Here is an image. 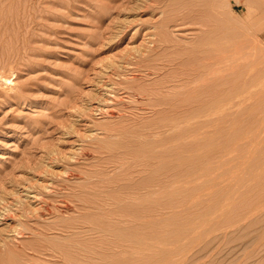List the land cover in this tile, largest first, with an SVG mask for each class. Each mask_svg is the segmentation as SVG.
<instances>
[{
  "label": "rangeland",
  "instance_id": "rangeland-1",
  "mask_svg": "<svg viewBox=\"0 0 264 264\" xmlns=\"http://www.w3.org/2000/svg\"><path fill=\"white\" fill-rule=\"evenodd\" d=\"M168 3L0 0V264H264V0Z\"/></svg>",
  "mask_w": 264,
  "mask_h": 264
},
{
  "label": "bare ground",
  "instance_id": "bare-ground-1",
  "mask_svg": "<svg viewBox=\"0 0 264 264\" xmlns=\"http://www.w3.org/2000/svg\"><path fill=\"white\" fill-rule=\"evenodd\" d=\"M163 1H168V7H169V10L165 11V16L163 17V24H162V28H160V33H155V37L157 36L156 39V46L154 47V49L156 48H159L161 47L162 49H164V52L165 51H168V49L171 47V40L168 38V36H166L167 34L165 35H162L165 33V30H168L170 27H179V26H184V25H187V24H198L200 25L201 27V30H202V38H200L201 40H199V43L195 46L196 48H191V52L189 51V53H192L194 52L195 55H199L202 59L203 58H215L216 60H214L215 62H218V64H222L220 60H217L218 59H222V0H163ZM160 3V2H159ZM162 4V3H161ZM167 4V3H166ZM188 27V26H187ZM193 27V26H192ZM189 28V27H188ZM161 31H163L164 33H161ZM159 32V31H158ZM167 32V31H166ZM170 34V33H169ZM200 35V34H199ZM170 36V35H169ZM154 39V40H155ZM197 39V38H196ZM196 41V40H195ZM195 43V42H194ZM161 44V45H159ZM190 47V46H189ZM188 48V47H187ZM154 51V50H152ZM158 51V49H157ZM170 51V50H169ZM188 51V50H187ZM186 51V53H187ZM153 53V52H152ZM180 54H182L180 51H179ZM185 53V54H186ZM188 53V54H189ZM225 53V52H224ZM223 53V54H224ZM155 54V53H154ZM162 54V53H161ZM184 54V55H185ZM187 54V55H188ZM193 54V53H192ZM189 56V55H188ZM193 56V55H192ZM190 56V57H192ZM197 57V56H196ZM194 58V57H193ZM199 59V58H198ZM213 60V59H212ZM195 61V60H194ZM193 61V62H194ZM197 61V60H196ZM209 61V60H207ZM220 62V63H219ZM207 63V62H206ZM211 64V63H210ZM197 65V64H196ZM217 65V64H216ZM211 66V65H210ZM220 66V65H218ZM236 66V65H235ZM198 67V66H197ZM202 67V65H201ZM200 67V68H201ZM234 67V66H233ZM208 68V67H207ZM209 70V69H208ZM218 73V72H217ZM219 74V73H218ZM206 75V74H204ZM210 75V73H209ZM217 75H215L216 77ZM222 76V75H221ZM205 77V76H204ZM221 79V78H220ZM258 80V79H257ZM256 80V82H257ZM222 81V80H221ZM220 82V81H219ZM218 82V83H219ZM254 85V84H253ZM222 86V85H221ZM220 86V88H221ZM258 86V85H257ZM254 87V86H253ZM252 87V88H253ZM263 87V86H262ZM257 89V88H256ZM237 90V89H236ZM244 90V89H242ZM248 90V89H247ZM250 90V89H249ZM255 91V90H254ZM259 93V92H258ZM240 94V93H239ZM248 94V93H247ZM205 95V94H203ZM236 95V94H235ZM253 95H254V92H253ZM262 95V94H261ZM202 97V96H201ZM233 97V96H232ZM238 97V96H237ZM242 97V96H241ZM256 97V96H255ZM203 98V97H202ZM243 98V97H242ZM235 99V98H234ZM196 100V99H195ZM200 100V99H199ZM206 100V99H205ZM239 101V100H238ZM242 101V100H241ZM246 101V100H245ZM205 102V101H204ZM240 102V101H239ZM261 102V101H260ZM259 102V103H260ZM200 103V102H199ZM202 103V102H201ZM245 103V102H244ZM257 104V103H256ZM200 106V105H199ZM206 106V105H205ZM253 106V105H252ZM255 106V105H254ZM253 106V107H254ZM207 107V106H206ZM217 110V109H215ZM259 114V113H258ZM263 114V113H262ZM261 114V115H262ZM257 115V114H256ZM194 116V115H193ZM258 118V117H256ZM263 118V117H262ZM116 134V133H115ZM122 134V133H121ZM125 134V133H124ZM125 136V135H124ZM131 137V136H129ZM251 137V136H250ZM128 138V137H126ZM174 138V137H173ZM131 139V138H130ZM120 140V139H118ZM123 141V140H121ZM171 141V140H170ZM162 142V141H161ZM169 142V141H168ZM134 143V142H133ZM137 143V142H136ZM167 143V142H166ZM171 143V142H170ZM173 143V142H172ZM146 144V143H145ZM122 145V144H121ZM120 145V146H121ZM135 145V144H134ZM161 145V143H160ZM177 145V144H176ZM124 146V145H123ZM132 146V145H131ZM159 146V145H158ZM157 146V147H158ZM166 146V145H165ZM119 147V146H118ZM142 147V146H141ZM160 147V146H159ZM164 147V146H162ZM161 147V149H162ZM132 148V147H131ZM167 148V147H166ZM114 149H115V146H114ZM117 149V148H116ZM129 149V148H128ZM157 149V148H156ZM171 149V148H170ZM175 149V148H174ZM173 149V150H174ZM189 149V148H188ZM105 151V150H104ZM148 151V150H147ZM178 151V149H177ZM117 152V151H116ZM140 152V151H139ZM187 152V150H186ZM105 153V152H104ZM132 153V152H131ZM151 153V152H150ZM161 153V151H160ZM174 153V152H173ZM183 153V152H182ZM191 153V152H190ZM189 153V154H190ZM128 156H130L129 154H127ZM136 155V154H134ZM156 155V153H155ZM172 155V154H171ZM126 156V155H125ZM126 156V157H128ZM137 156H140V155H137ZM250 156V155H249ZM142 157V156H141ZM167 157V156H166ZM138 158V157H137ZM154 158V157H153ZM172 158V157H171ZM189 158V157H188ZM246 159V158H245ZM130 160V159H129ZM137 160V159H136ZM131 161V160H130ZM159 161V160H158ZM157 162V161H156ZM113 163V162H111ZM144 163V162H143ZM220 163V162H219ZM248 163V162H247ZM119 164V163H118ZM172 164V163H171ZM222 164V163H221ZM139 165V164H138ZM148 165V164H147ZM132 166V165H131ZM137 166V165H136ZM135 166V167H136ZM155 166V165H154ZM141 167V166H140ZM144 167V166H143ZM148 167V166H147ZM174 167V166H173ZM232 167V166H231ZM142 169V168H141ZM174 169V168H173ZM155 170V169H154ZM156 171V170H155ZM165 171V170H164ZM221 171V170H220ZM224 171V170H223ZM172 172V171H171ZM250 172V171H249ZM248 172V173H249ZM241 173V172H240ZM251 173V172H250ZM124 174V173H123ZM173 174V173H172ZM127 175V174H125ZM157 175V174H156ZM166 175H167V172H166ZM248 175V174H247ZM132 176V175H130ZM155 176V175H154ZM211 176V175H210ZM255 176V175H254ZM207 177V176H206ZM247 178V177H246ZM249 178V177H248ZM158 179V178H157ZM161 179V178H160ZM211 179V178H209ZM127 180V179H126ZM163 180V179H162ZM209 181V180H208ZM99 182V181H98ZM131 182V180H130ZM156 182V181H155ZM122 183V182H121ZM126 183V182H125ZM137 183V182H136ZM147 184V183H146ZM110 185V184H109ZM148 185V184H147ZM131 186V185H129ZM82 187H85V186H81L80 188ZM94 187V186H93ZM140 187V186H139ZM142 187V186H141ZM114 188V187H113ZM136 188V187H135ZM144 188V187H143ZM154 188V187H153ZM170 188V187H169ZM126 189V188H125ZM148 189V188H147ZM151 189V188H149ZM82 190V189H81ZM80 190V191H81ZM87 190V189H86ZM91 192L92 189H90ZM99 190V189H98ZM121 190V189H120ZM129 190V189H128ZM159 190V189H158ZM165 190V189H164ZM163 190V191H164ZM171 190V189H170ZM173 190V189H172ZM116 191V190H115ZM161 191V190H160ZM175 191V190H173ZM150 192V191H149ZM101 193V192H100ZM99 193V194H100ZM103 193V192H102ZM131 193V192H130ZM175 193V192H174ZM121 194V193H120ZM137 194V193H136ZM150 194V193H149ZM160 194V193H159ZM86 195V194H85ZM97 195V194H96ZM118 195V194H117ZM125 195V194H124ZM156 195V194H155ZM166 195V194H165ZM172 195V194H171ZM101 196V195H99ZM107 196V195H106ZM116 196V195H115ZM134 196V195H133ZM152 196V195H150ZM163 196V195H162ZM153 197V196H152ZM160 197V195H159ZM157 197V198H159ZM111 198V197H110ZM133 198V197H132ZM172 198V197H171ZM102 199V198H101ZM108 199V198H107ZM134 199H137L138 198H134ZM162 199V198H161ZM74 200V199H73ZM89 200V199H88ZM98 200V199H97ZM132 200V199H131ZM62 201V200H61ZM106 201V200H105ZM129 201V200H128ZM134 201V200H133ZM142 201V200H141ZM118 202V201H117ZM135 202V201H134ZM67 203V202H66ZM101 203V202H100ZM143 203V202H142ZM126 204V203H125ZM130 204V203H129ZM153 204V203H152ZM121 205V203H120ZM136 205V204H135ZM77 206V205H76ZM90 206V205H89ZM159 206V205H158ZM67 207V205L65 206ZM126 207V206H125ZM153 207V206H152ZM133 208V207H132ZM131 208V209H132ZM156 208V207H155ZM45 209V208H44ZM93 209V208H92ZM130 209V208H129ZM144 209V208H143ZM153 209V208H152ZM104 210V209H103ZM122 210V209H121ZM135 210V209H134ZM99 211V210H98ZM109 211V210H108ZM127 211V210H126ZM142 211V210H141ZM103 212V211H102ZM101 212V213H102ZM125 212V210H124ZM91 213V212H90ZM109 213V212H108ZM128 213V212H127ZM98 214V213H97ZM114 214V213H113ZM82 215V214H81ZM89 215V214H88ZM118 215V214H116ZM153 215V214H152ZM133 216V214L131 215V217ZM138 216V215H137ZM143 216V215H142ZM118 217V216H117ZM130 217V215H129ZM133 217H136V216H133ZM127 218V216H126ZM141 218V217H140ZM89 219V218H87ZM99 219V218H98ZM134 219V218H133ZM143 219V218H142ZM141 219V220H142ZM83 220V219H82ZM71 221V220H70ZM81 221V220H80ZM97 221V220H96ZM102 221V220H100ZM125 221V220H124ZM94 222V221H93ZM114 222V221H113ZM130 223V222H129ZM127 223V224H129ZM61 224V223H60ZM87 224V223H86ZM90 224V223H89ZM105 224V223H104ZM107 224V223H106ZM116 224V223H115ZM122 224V223H121ZM20 225V224H19ZM87 226V225H86ZM89 226V225H88ZM92 226V225H91ZM115 226V225H114ZM111 227V226H110ZM68 228V227H67ZM104 228V227H103ZM118 228V227H117ZM77 229V227H76ZM55 230V229H54ZM125 230V229H124ZM24 230L22 229V232ZM104 232V231H103ZM128 232V231H127ZM94 233V232H93ZM18 234H20V232H18ZM115 234V233H114ZM130 235V234H129ZM137 235V233H136ZM121 236V235H120ZM138 236V235H137ZM78 237V235H77ZM106 237V236H105ZM126 238V237H125ZM124 239V238H123ZM129 240V239H127ZM90 241V240H89ZM130 241V240H129ZM132 241V240H131ZM93 242V241H92ZM96 242V241H95ZM91 243V242H90ZM95 244V243H94ZM98 244V243H97ZM125 244V243H124ZM127 244V243H126ZM39 245V244H38ZM108 245V244H107ZM118 245V244H117ZM120 245V244H119ZM71 246V245H70ZM77 246V245H76ZM89 246V245H88ZM127 246V245H126ZM45 247V246H44ZM111 247V246H110ZM116 247V246H115ZM125 247V246H124ZM86 248V247H85ZM128 248V247H127ZM65 249V248H64ZM95 249V248H93ZM105 249V248H104ZM110 249V248H109ZM118 249V248H117ZM125 249V248H124ZM141 249V247H140ZM121 250V249H120ZM34 251V250H33ZM65 251V250H64ZM105 251V250H104ZM109 251V250H108ZM18 252V251H17ZM80 252V251H79ZM122 252V251H121ZM20 253V252H19ZM112 253V252H111ZM41 254V253H40ZM127 254V253H126ZM3 255V254H2ZM17 255V254H16ZM63 255V253H62ZM5 256V255H4ZM19 256V255H18ZM92 256V255H90ZM110 256V255H109ZM8 257V256H7ZM20 257V256H19ZM64 257V255H63ZM103 257V256H102ZM18 258V257H17ZM100 258V257H99ZM104 258V257H103ZM1 259V258H0ZM26 259V258H25ZM64 259V258H63ZM83 259V258H82ZM12 260V259H10ZM14 260V259H13ZM12 260V261H13ZM71 260V259H70ZM1 261V260H0ZM66 261V260H65ZM73 261V260H72ZM111 261V260H110ZM96 263V262H95ZM112 263V262H111ZM74 264V263H73ZM93 264V263H91Z\"/></svg>",
  "mask_w": 264,
  "mask_h": 264
}]
</instances>
